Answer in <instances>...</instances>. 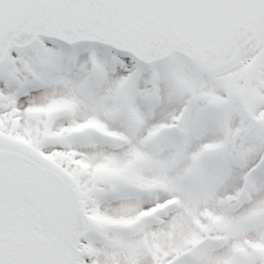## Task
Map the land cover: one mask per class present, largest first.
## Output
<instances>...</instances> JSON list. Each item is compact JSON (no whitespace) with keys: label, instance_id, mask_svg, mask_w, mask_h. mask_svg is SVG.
Masks as SVG:
<instances>
[{"label":"snow or ice","instance_id":"obj_1","mask_svg":"<svg viewBox=\"0 0 264 264\" xmlns=\"http://www.w3.org/2000/svg\"><path fill=\"white\" fill-rule=\"evenodd\" d=\"M0 264H264V0H0Z\"/></svg>","mask_w":264,"mask_h":264}]
</instances>
